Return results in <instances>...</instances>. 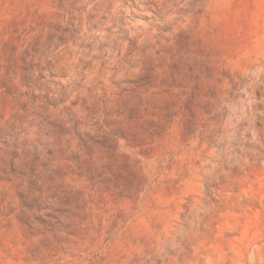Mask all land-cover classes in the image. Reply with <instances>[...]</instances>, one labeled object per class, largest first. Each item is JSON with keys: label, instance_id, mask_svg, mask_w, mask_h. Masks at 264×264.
Here are the masks:
<instances>
[{"label": "rangeland", "instance_id": "obj_1", "mask_svg": "<svg viewBox=\"0 0 264 264\" xmlns=\"http://www.w3.org/2000/svg\"><path fill=\"white\" fill-rule=\"evenodd\" d=\"M0 264H264V0H0Z\"/></svg>", "mask_w": 264, "mask_h": 264}]
</instances>
